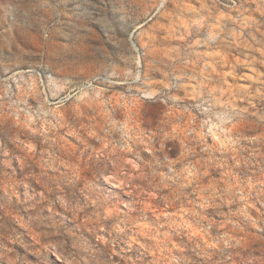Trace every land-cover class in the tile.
I'll list each match as a JSON object with an SVG mask.
<instances>
[{"label":"rangeland","instance_id":"1","mask_svg":"<svg viewBox=\"0 0 264 264\" xmlns=\"http://www.w3.org/2000/svg\"><path fill=\"white\" fill-rule=\"evenodd\" d=\"M0 264H264V0H0Z\"/></svg>","mask_w":264,"mask_h":264}]
</instances>
